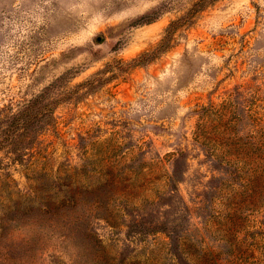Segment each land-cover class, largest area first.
<instances>
[{
	"label": "rangeland",
	"instance_id": "374dc122",
	"mask_svg": "<svg viewBox=\"0 0 264 264\" xmlns=\"http://www.w3.org/2000/svg\"><path fill=\"white\" fill-rule=\"evenodd\" d=\"M197 1L0 0V264H264V0Z\"/></svg>",
	"mask_w": 264,
	"mask_h": 264
},
{
	"label": "trees",
	"instance_id": "16d2710c",
	"mask_svg": "<svg viewBox=\"0 0 264 264\" xmlns=\"http://www.w3.org/2000/svg\"><path fill=\"white\" fill-rule=\"evenodd\" d=\"M215 2V0H199L197 1L190 13V16L197 12V11H201L202 9H204L206 7V5H211ZM189 16H186L180 20H177L175 22H172L171 24H169V26L165 29L163 38L160 40V42L157 44V46L149 52H145L143 54H141L137 59L132 61V64L135 66L138 65H142L144 63H146L147 61L156 58L159 54L163 53L164 51H166V49L169 47L170 41H171V36L173 31L175 30V28L179 25L184 23L185 21H189ZM51 116V115H50ZM22 117L20 116H13L11 122L7 125V132H12L13 130H15L18 126L22 125Z\"/></svg>",
	"mask_w": 264,
	"mask_h": 264
}]
</instances>
